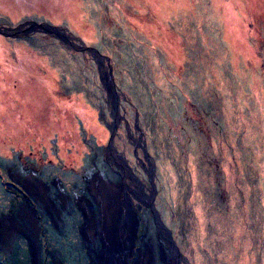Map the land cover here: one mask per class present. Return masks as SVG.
Instances as JSON below:
<instances>
[{"label": "rangeland", "instance_id": "374dc122", "mask_svg": "<svg viewBox=\"0 0 264 264\" xmlns=\"http://www.w3.org/2000/svg\"><path fill=\"white\" fill-rule=\"evenodd\" d=\"M29 2L0 0V264H101L119 193L128 264H264V0Z\"/></svg>", "mask_w": 264, "mask_h": 264}, {"label": "bare ground", "instance_id": "6f19581e", "mask_svg": "<svg viewBox=\"0 0 264 264\" xmlns=\"http://www.w3.org/2000/svg\"><path fill=\"white\" fill-rule=\"evenodd\" d=\"M14 1L16 2L23 1L25 4H27L25 8L30 9L32 8V3L29 1H33L36 3L39 0H14ZM234 15L237 16L238 12H234ZM235 16H233L232 18V20L234 21L237 20ZM243 27H244L243 22L241 20V25L236 23V26L235 27L233 26V32L236 39H242L240 42L243 44L244 48L247 49L248 47L246 44L247 39ZM237 31L240 34H238ZM27 56L31 59H29ZM27 56L26 57L29 60V62L32 61V56L31 55H27ZM45 80L50 88H52L55 85L54 81L51 78H45ZM124 168H126V166ZM129 172H131V170H129ZM130 178L132 179L131 176ZM139 181L137 184L135 183V181L125 184L127 185L130 191L135 193L136 192L140 193L146 199L149 200L152 199L151 195L143 191L142 183ZM101 198L104 197L101 196ZM111 199H112V204H111ZM102 202L104 204L102 211V219L98 220L92 218L91 222H89V224L87 225V232H95V231L101 232L104 239L106 240L107 249L103 252L101 256V264H128V257L131 255L132 247L134 243V236L136 234L135 224L137 222L136 212L134 211L133 206L131 205L130 197L128 195L123 196L122 193H119L117 197L116 195L115 196L111 195V198L110 197L107 199L104 198ZM90 211H91V215L93 216L94 215L93 211L92 210ZM123 212L126 214V221L125 223L120 225L119 218L121 217ZM175 263H177L176 254L172 258V264ZM137 264H150L149 255L148 254L142 255L138 259Z\"/></svg>", "mask_w": 264, "mask_h": 264}, {"label": "water", "instance_id": "95a60500", "mask_svg": "<svg viewBox=\"0 0 264 264\" xmlns=\"http://www.w3.org/2000/svg\"><path fill=\"white\" fill-rule=\"evenodd\" d=\"M32 24H34V23H32ZM37 26L41 27L43 25L37 24ZM46 26L48 27V30H46V31L49 32V33H57V32H59V27H57V26H52V25H46ZM0 29H1V26H0Z\"/></svg>", "mask_w": 264, "mask_h": 264}, {"label": "trees", "instance_id": "16d2710c", "mask_svg": "<svg viewBox=\"0 0 264 264\" xmlns=\"http://www.w3.org/2000/svg\"><path fill=\"white\" fill-rule=\"evenodd\" d=\"M40 226H41V225H40ZM45 256L49 257L47 251H45ZM29 257H30V258H29ZM44 258H46V257H44ZM46 259H47V258H46ZM44 260H45V259H44ZM27 261H29L30 264L33 263V258L31 257V253L28 254V260H27ZM23 264H27V263H23Z\"/></svg>", "mask_w": 264, "mask_h": 264}]
</instances>
